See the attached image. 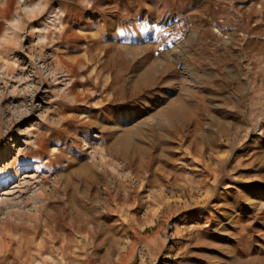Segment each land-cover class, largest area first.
<instances>
[{"label": "rangeland", "instance_id": "rangeland-1", "mask_svg": "<svg viewBox=\"0 0 264 264\" xmlns=\"http://www.w3.org/2000/svg\"><path fill=\"white\" fill-rule=\"evenodd\" d=\"M0 264H264V0H0Z\"/></svg>", "mask_w": 264, "mask_h": 264}]
</instances>
